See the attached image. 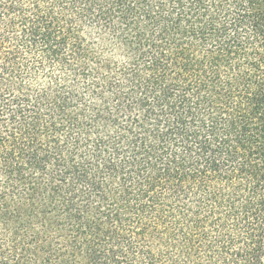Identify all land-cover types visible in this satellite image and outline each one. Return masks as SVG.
I'll use <instances>...</instances> for the list:
<instances>
[{"label":"trees","instance_id":"obj_1","mask_svg":"<svg viewBox=\"0 0 264 264\" xmlns=\"http://www.w3.org/2000/svg\"><path fill=\"white\" fill-rule=\"evenodd\" d=\"M0 264H264V0H0Z\"/></svg>","mask_w":264,"mask_h":264}]
</instances>
